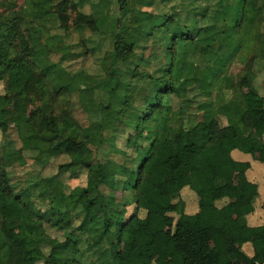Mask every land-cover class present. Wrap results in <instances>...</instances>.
<instances>
[{
	"label": "trees",
	"instance_id": "1",
	"mask_svg": "<svg viewBox=\"0 0 264 264\" xmlns=\"http://www.w3.org/2000/svg\"><path fill=\"white\" fill-rule=\"evenodd\" d=\"M3 1L0 264H156L157 235L170 228L181 264L230 263L211 240L234 215V193L243 228L260 195L258 183L238 189L232 178L234 152L264 149V123L252 141L264 102V0H180L183 13L173 0H108L113 18L100 0ZM149 42L152 55L138 53ZM78 60L76 71L65 66ZM87 168V184L70 188ZM253 245L264 251V236Z\"/></svg>",
	"mask_w": 264,
	"mask_h": 264
},
{
	"label": "crops",
	"instance_id": "2",
	"mask_svg": "<svg viewBox=\"0 0 264 264\" xmlns=\"http://www.w3.org/2000/svg\"><path fill=\"white\" fill-rule=\"evenodd\" d=\"M260 127L255 128L252 135V141L257 144L261 141ZM236 163V172L233 175V183L238 189H242L249 184V181L258 183L260 195L257 200V208L253 214L248 215V226L243 228L239 225V218L242 215L241 197L238 192L231 197L235 204L233 217L227 221L224 234L218 235L211 240V247L214 251L221 254H228L231 262L228 264H264V251H256L254 242L264 236V208L259 206L264 202V149L254 152L252 155L234 152ZM211 193L204 191L199 196L200 204L211 202ZM233 223V231H239L240 237L235 245L229 242L232 234L230 226ZM235 223V224H234ZM223 249H222V248Z\"/></svg>",
	"mask_w": 264,
	"mask_h": 264
},
{
	"label": "rangeland",
	"instance_id": "3",
	"mask_svg": "<svg viewBox=\"0 0 264 264\" xmlns=\"http://www.w3.org/2000/svg\"><path fill=\"white\" fill-rule=\"evenodd\" d=\"M98 0H91V2H96ZM111 2V1H110ZM108 0H100L98 2V5L100 7H98L100 9V14L103 16V17H106V18H113L114 15L117 14V10H116V5L114 3H110ZM174 2V3H173ZM171 3L175 4L177 6V9H181V7L183 6H180V0H173ZM4 4V1L3 0H0V7H2ZM88 9H91L90 5L87 6ZM183 10H180L182 13L185 11H187V9H184L182 7ZM110 20V19H108ZM95 41H98L99 38L97 36H95L94 38ZM147 47L144 51V47L143 46H140L138 49V53H141L143 54L144 56L146 57H150L152 55V53L154 52V44L152 42H149L148 44H146ZM95 53H91L90 56L87 58L88 61H87V65L86 66L87 68H92V69H89L90 72H93L94 71V68H97L95 67L96 65V62H99L100 60V57H101V52L100 50L96 49L94 50ZM97 52V53H96ZM83 60V59H82ZM74 63L77 64V66L75 65L74 66ZM142 66H145L146 68L150 69L151 67H155L156 65V62L154 60H152L151 62H148L146 59H143L142 60ZM243 62H238V65L236 64L235 68L232 69V71L234 70H239V67L243 66ZM69 70H72V71H76L80 66H82V61L81 60H78L77 62H72V63H69V64H66L65 65ZM264 71V70H263ZM68 77H70V75L67 74ZM129 75L125 74V72L123 73V77H128ZM261 80H264V72L261 73ZM72 86L74 87L73 89L77 90L78 88H85V87H90L92 84L91 82H88V81H83V82H77V81H72ZM249 85H246L245 86V89H249ZM3 90V86H2V83H0V92H2ZM262 93L264 94V90L262 91ZM261 108V116H260V121L259 123L256 125V127H260L262 128V125L264 123V102L262 103V105L260 106ZM77 116L78 118L83 122L85 121H89V114H87V112H82L81 111H77ZM86 123V122H85ZM149 123L147 122H143L142 124V129L145 128ZM9 125H12L11 122H9ZM118 146L119 147H123L122 146V143H118ZM134 151L133 149H130V152ZM117 155H115L114 157H116ZM30 170H32L30 168ZM87 169H82L81 173H80V177L79 178H73V179H70L68 181V185L70 188L72 187H75L77 185H82L84 186L85 184H87ZM51 169L48 168L46 169V173H51ZM92 172V171H91ZM92 177H91V182H96L97 181V177H98V174L95 172L93 174H90ZM166 175L168 177V180H169V185H170V191H176L178 189V186L176 185L175 181L173 178H171L170 174L168 171H166ZM171 183V184H170ZM118 194H121V191L118 192ZM121 196V195H120ZM131 212H133V210L131 209L130 210ZM72 212L68 211L66 212V220H69V218L72 216ZM140 215H143V212L140 211ZM36 217L32 216L30 218V222H33L35 221ZM48 233L51 235V237L53 238H60V240L64 239V236L62 235L61 236V233L56 229V230H51V229H48ZM171 235V228L169 229V231L167 232H162V233H159L157 235V239H156V247H157V250H158V254L155 258L156 260V264H181V262H179V259H177V256H173L174 254V250H175V245L174 243L172 242L171 238L169 237ZM109 236L112 240H115L116 242L119 241V232H116V233H109ZM57 241V240H55ZM122 248L124 250H127L129 247L126 243H124L122 245ZM222 248V247H221ZM223 249V248H222ZM92 263V262H90ZM98 263V262H97ZM99 264V263H98ZM129 264H135V262L133 260H130ZM256 264V263H254Z\"/></svg>",
	"mask_w": 264,
	"mask_h": 264
}]
</instances>
